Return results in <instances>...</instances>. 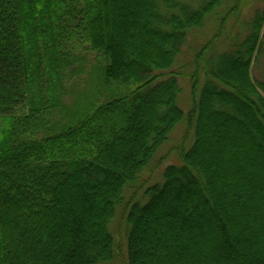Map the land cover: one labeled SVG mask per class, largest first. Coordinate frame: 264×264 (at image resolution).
Segmentation results:
<instances>
[{
  "label": "trees",
  "instance_id": "trees-1",
  "mask_svg": "<svg viewBox=\"0 0 264 264\" xmlns=\"http://www.w3.org/2000/svg\"><path fill=\"white\" fill-rule=\"evenodd\" d=\"M254 1L0 0V264H113L125 205L128 264H264V80L252 76L264 9L242 39L227 27ZM76 2L79 31L47 42L56 9L72 18ZM213 19L186 113L173 68ZM78 37L104 63L69 105L58 88L73 62L59 45ZM182 124L192 145L146 202L126 201Z\"/></svg>",
  "mask_w": 264,
  "mask_h": 264
},
{
  "label": "rangeland",
  "instance_id": "rangeland-1",
  "mask_svg": "<svg viewBox=\"0 0 264 264\" xmlns=\"http://www.w3.org/2000/svg\"><path fill=\"white\" fill-rule=\"evenodd\" d=\"M184 1L197 4L201 0ZM78 6L79 4L76 2L74 5L75 9L73 17L68 19L66 18L64 7L56 9V11H58L57 14H63V17L61 19H58L54 23L48 24V26L52 25L51 28L43 27L42 29L41 27V33L42 31H45L44 35L45 38H47V42H49L52 37H58L60 41H63L64 38L70 36L71 33H77L79 31L78 26L80 25V18L82 16H80L81 14L76 11L78 10ZM245 6L247 7L248 4ZM226 9L227 5L222 8L223 15L225 14ZM244 9L245 7H243L242 5L240 10L237 13H233L232 18L227 22V27H230L229 29L231 30L230 32L232 33L233 38L235 36H239V33L241 39L245 37L247 32L241 35V31L239 30V28L244 31V28L248 23L246 19H250L253 17L255 9H264V0H255L246 11ZM69 12L71 13V6L69 8ZM216 25L217 24L215 22V19L210 20L204 29L196 32L193 35H190L188 44L184 48V52L179 59L178 64L173 68V71L178 73V78L181 87L183 88V93L180 99V106L186 113H188L189 103L191 101L190 76L194 71H196L195 67L192 65L193 60L200 46H203L204 43H206L207 40H209L215 33ZM248 27L250 30L252 29L251 23H249ZM44 35L42 37H44ZM86 39L78 37L71 42L65 41L64 45H59V52L61 54L69 55L70 61L73 62V65L71 67H67L63 71V80L61 81L60 87H57L59 94H61L62 101L69 105L74 102V99L79 96L78 94L80 92H85L86 89L95 86V81L90 80L91 72L94 66H100L101 64L99 63H104L102 59V53L92 50ZM222 44V49H229L230 44H227V42H222ZM48 45L50 46L51 44L48 43ZM42 49H44L45 52L48 51L46 50L47 48L43 46ZM48 54L49 51L46 52V55ZM257 57L258 56L255 55V62H253L252 64V76L254 81L259 82L264 80V53L262 57ZM81 69H83L84 72L80 73ZM45 87L47 88L48 85H46ZM98 90L100 91V89L97 88H94L92 90L96 95L94 96L93 94H91L92 97H98L100 95L98 94ZM102 93V97H98L97 99H101V102L110 99L111 96L108 89H105L104 92L102 89ZM2 123L3 125L5 124L4 121H2ZM193 142V130L186 129L184 124L179 126L170 136L169 142L165 144V146L160 150L158 156L155 158L151 166L148 167L143 173L138 187L131 192L126 193V201L129 202L132 200H137L142 203L146 202L149 189L163 182V172L165 167L178 162L180 158L178 152L180 151V149H188ZM127 211L128 209L126 205L125 207L119 208L117 216L110 226V229L116 239L117 260L113 264H128L127 233L129 230V226L126 221Z\"/></svg>",
  "mask_w": 264,
  "mask_h": 264
}]
</instances>
